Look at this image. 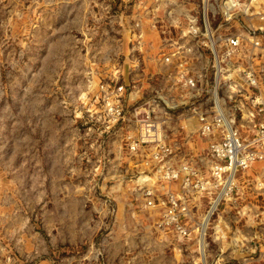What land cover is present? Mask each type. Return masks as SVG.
I'll use <instances>...</instances> for the list:
<instances>
[{"label": "built area", "instance_id": "1", "mask_svg": "<svg viewBox=\"0 0 264 264\" xmlns=\"http://www.w3.org/2000/svg\"><path fill=\"white\" fill-rule=\"evenodd\" d=\"M194 1L137 0L131 23L119 19L120 57L95 85L91 73L75 110L92 152L78 158L102 194L96 220L71 254L44 261L105 264L124 182L131 217L150 214L153 241L172 237L189 264H264V204L251 201L264 195V0ZM125 243L123 258H137Z\"/></svg>", "mask_w": 264, "mask_h": 264}, {"label": "rangeland", "instance_id": "2", "mask_svg": "<svg viewBox=\"0 0 264 264\" xmlns=\"http://www.w3.org/2000/svg\"><path fill=\"white\" fill-rule=\"evenodd\" d=\"M136 1L0 0L1 264L9 257L10 264H45L48 251L56 259L69 255L89 232L91 218L96 220L91 206L102 194L94 193L92 164L78 158L92 152L84 134L75 132V110L85 106L82 94L91 73H97L95 85L106 70L104 61L120 57L118 22L131 23ZM254 172L264 175V163ZM94 181L105 192L102 178ZM112 196L120 221L115 235L134 244L142 238L144 264H189L187 252H177L185 246L172 237L159 243L153 234V241L150 214L135 207L131 217L126 204L135 202L124 182ZM252 197L260 213L264 195ZM35 246L46 253L24 259Z\"/></svg>", "mask_w": 264, "mask_h": 264}, {"label": "crops", "instance_id": "3", "mask_svg": "<svg viewBox=\"0 0 264 264\" xmlns=\"http://www.w3.org/2000/svg\"><path fill=\"white\" fill-rule=\"evenodd\" d=\"M79 243L81 242V238L78 241ZM140 242H129V250L130 252H135L138 256L137 258H123L122 254L125 251V246L123 242L117 241L113 244L112 249L110 248L109 254L107 255V258L105 261V264H126L128 262H131L132 264H144V257H148L142 249L143 245ZM76 246L78 245H73L71 247V250H76ZM126 259V260H125ZM145 262V261H144ZM51 264L48 261H45V264ZM146 263V262H145Z\"/></svg>", "mask_w": 264, "mask_h": 264}]
</instances>
